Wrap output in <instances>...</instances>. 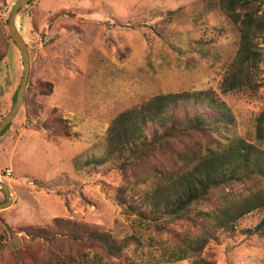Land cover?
I'll return each mask as SVG.
<instances>
[{"label": "rangeland", "instance_id": "1", "mask_svg": "<svg viewBox=\"0 0 264 264\" xmlns=\"http://www.w3.org/2000/svg\"><path fill=\"white\" fill-rule=\"evenodd\" d=\"M15 1L0 0L1 26ZM202 1L33 0L21 9L16 26L27 45L33 78L53 84L52 94L40 100L42 121L56 109L66 129L61 138L49 139L50 130L28 123L22 105L0 138V182L12 198L0 211V234L23 241L25 229L69 218L119 239L139 237L143 259L152 255L156 263L163 255L160 264H190L164 253L167 245L157 244L152 227L126 215L107 195L106 187L124 183L122 174L107 166L92 169V163L105 156L115 116L158 94L212 91L233 116L234 136L251 137L264 91L222 94L219 84L236 48L235 28L218 12L203 13ZM178 9L180 19L161 25L160 15ZM159 28L169 29L168 38L153 33ZM173 42L187 54L173 49ZM21 74L19 53L10 44L0 64V120L13 105ZM6 170L11 171L8 178ZM233 191L241 192L239 186ZM263 217L264 210L245 215L235 223L234 237L215 232L203 256L210 264H264V241L241 235ZM89 252H83L84 264H123ZM0 264H10L7 253L0 252Z\"/></svg>", "mask_w": 264, "mask_h": 264}, {"label": "trees", "instance_id": "2", "mask_svg": "<svg viewBox=\"0 0 264 264\" xmlns=\"http://www.w3.org/2000/svg\"><path fill=\"white\" fill-rule=\"evenodd\" d=\"M202 10L222 14L235 28L236 48L219 84L222 94L264 91V0H203ZM179 11L160 15L161 25L180 19ZM7 22L8 17L0 25V64L11 44ZM168 30L153 33L165 40ZM175 43L170 46L187 54ZM52 91L53 84L33 78L30 68L25 119L50 130L47 137L55 141L62 137L65 124L56 109L42 121L40 102ZM15 95L16 91L12 103ZM232 119L212 91L181 92L155 95L116 115L108 127L105 156L100 163L93 162L92 169L107 166L122 174L124 183L106 187L107 195L126 215L151 226L157 244L167 245L162 249L169 257L210 264L202 253L215 232L234 237L237 221L264 210V107L256 113L247 139L234 136ZM235 186L240 193L233 191ZM22 232L23 241L0 234V252L7 253L10 264H84V251L123 264H160L163 259V255L156 263L152 255L143 259L137 236L119 239L99 226L69 218H55L48 226ZM241 235L264 241V217Z\"/></svg>", "mask_w": 264, "mask_h": 264}, {"label": "water", "instance_id": "3", "mask_svg": "<svg viewBox=\"0 0 264 264\" xmlns=\"http://www.w3.org/2000/svg\"><path fill=\"white\" fill-rule=\"evenodd\" d=\"M31 1L32 0H16L8 17L7 34L10 38L11 44L17 49L19 53L22 63V74L18 88L16 90L14 103L9 111L0 120V135L6 129V127L12 123L21 109L24 102L25 91L28 85L30 71L29 54L27 45L24 42L22 35L19 33V30L17 29L16 18L19 10L27 6ZM0 192L4 195V201L0 202V211H4L10 206L12 201L11 193L9 188L2 182H0Z\"/></svg>", "mask_w": 264, "mask_h": 264}, {"label": "built area", "instance_id": "4", "mask_svg": "<svg viewBox=\"0 0 264 264\" xmlns=\"http://www.w3.org/2000/svg\"><path fill=\"white\" fill-rule=\"evenodd\" d=\"M10 176H11V171L6 170V171H5V177L8 178V177H10Z\"/></svg>", "mask_w": 264, "mask_h": 264}]
</instances>
